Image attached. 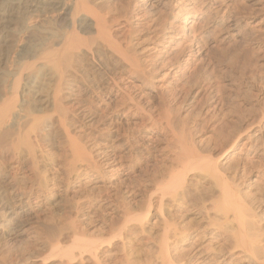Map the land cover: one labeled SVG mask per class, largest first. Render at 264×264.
Here are the masks:
<instances>
[{
  "label": "bare ground",
  "instance_id": "obj_1",
  "mask_svg": "<svg viewBox=\"0 0 264 264\" xmlns=\"http://www.w3.org/2000/svg\"><path fill=\"white\" fill-rule=\"evenodd\" d=\"M253 1L0 0V264L39 260L21 248L33 231L49 254L40 264H234L235 252L263 262L255 198L236 182L264 144L258 87L246 109L235 90L242 77L229 68V139L215 158L190 123L205 40L222 46L248 31L264 56V4ZM138 29L154 31L152 48L135 41ZM72 75L83 108L67 105ZM151 152L164 174L132 183ZM230 153L234 181L220 163ZM46 203L65 220L41 219Z\"/></svg>",
  "mask_w": 264,
  "mask_h": 264
},
{
  "label": "rangeland",
  "instance_id": "obj_2",
  "mask_svg": "<svg viewBox=\"0 0 264 264\" xmlns=\"http://www.w3.org/2000/svg\"><path fill=\"white\" fill-rule=\"evenodd\" d=\"M260 1H262L261 4L263 5L264 0H260ZM112 2L113 4H119L120 0H114V1L112 0ZM247 4L249 5L250 8H253L256 6V4H258V2L256 0V4L254 1L251 3H247ZM205 20H206L205 18L200 20L201 22L200 25H202L203 28L207 26V21ZM131 33L135 41L137 39H139L140 42L143 41L147 48H150V47L152 48L155 45V43H152V42L157 41V40L155 41L156 36L154 35V31L153 30L151 31V29L150 30L149 29L148 30L138 29L135 32L132 31ZM247 33L248 31L246 32L245 35H243V38L239 37L235 40L231 39L226 44L224 45L222 44V46L218 41V37L215 38L214 36H212V40H205L206 42H204L205 43L204 49L200 53L199 57L197 58L199 62H197L198 67H197V72H196L197 74L195 77L196 79L198 78L196 80V86H197V89H201V90L203 89V90L202 91L199 90V92L194 98V104L192 107L193 109H192V116L190 117V123H192L191 124L192 134L196 142L199 141L198 143L202 146H204L206 143L209 142L208 143L209 146L206 144V146H208L207 147L208 149L206 148L208 151L211 148H214V149H211V151L213 150V152L211 151H209V153H207L208 151L206 152V155H209L211 152L212 155H209V156H212V158L216 157V155L219 153L220 146L225 144L226 139H229L228 132H227L228 128L225 126V124H227L226 123L227 122L226 121L227 120L226 119L227 118L226 109L228 108H227V104L225 103L226 102V90L224 87L226 86L227 77L230 76L228 75L229 73L228 71L231 68L234 69V74H235L234 78L232 77L233 79H235V77H237L238 74L241 75L240 78L242 77L241 82L238 84L239 86H237L235 90L237 93L244 95V99L246 98L247 101L245 100L244 102V106H246L245 108L248 109V108H251L252 106H255L256 104L255 102L256 92L255 91L258 87V115L261 113L260 110L264 109V106H263L264 105V65H263L264 56H260L262 55L263 50L261 51L259 50V48L257 50V44L259 47H261V45L263 44L259 43V41L258 43L257 41L255 42V38L253 37V35L250 34L249 36V33L248 34ZM210 35L211 33H208L206 36H209L210 38ZM245 36H246V39H245ZM150 40H152V42H150L152 44H150V46L148 47L147 44ZM157 48H160V47H157ZM258 51H259V54H258ZM84 66L86 67V65ZM240 71H242V73H240ZM254 74L258 75V82L253 81L252 78H254ZM88 75L90 76V73H88ZM123 77L125 78L128 77L127 72L123 74ZM68 81H69L68 82L69 85L66 88V91L64 92L65 96L69 97L67 101V105L73 108H76V109L85 107V104L82 101L83 100L82 98L83 90L82 89L84 87L78 90L77 85L80 87V83H79V80H77L76 77L73 75L68 78ZM206 84L207 85L209 84L208 86H210L211 84V87H212L211 91H209L210 89L208 91L206 90L204 91V88L206 89V86H207ZM152 98L156 99V100H153L154 102L155 101L157 102V97L152 95ZM184 103L185 102H182L183 105L182 104H179V106L177 105V107L179 108V109L177 108V110L179 111L178 112L177 110L175 111L183 117L186 116L188 114V111L191 109L185 106L186 104ZM124 130H126L125 127H123V130L121 131V133H125L126 131L124 132ZM260 148L261 149L258 151V159L254 161V166H252L251 164L250 165L248 164L247 169L244 171L245 173L243 171H240L239 169L236 171L237 172L236 175L238 174L237 177L241 176L239 177L240 181L237 180L236 182L239 185H240L239 182L242 183L241 187L239 186L242 193L246 192L245 194L247 196L253 199L255 198L254 203L256 204H254V208H255L254 211H255L256 218L259 223L258 232H261L262 229L264 231V144L260 145ZM231 155L232 153L222 155L225 157L223 158L222 161H220V163L223 166L222 170L224 171V174L234 181L236 180L237 177L233 173L235 171V168H239V167H237V164H238V161H236L237 159L234 158L233 156L231 157ZM138 158L142 160L141 164L136 163ZM138 158H135V159L133 158V161L136 164L134 167L135 171L131 173V176L129 178L132 183L137 184L139 182H145V181H148L149 179H153L154 176L157 177L161 175L162 173L164 174L159 152H154V153L151 152L150 154H144L143 156H141L142 159L140 157ZM243 173L245 175H243ZM232 177H235V178L232 179ZM125 182H128V181H125ZM50 210L51 209L46 203L43 209L38 213L39 217L47 221H50L52 218H57L58 220H61V221L65 220L66 214L64 212L62 211L58 212L56 213L55 216L50 217L49 216ZM263 231L261 232L262 238L264 237ZM33 232H30L28 236L25 237L23 241H21V248L27 251L36 250V253L39 254V258H40L39 260L37 261L31 260L27 264H40L41 259L43 260V257L49 256V254L45 249L41 247L40 242L38 241L40 237L39 233H37L36 231L35 233ZM112 236H113L112 233L105 232L103 238L104 239L110 238ZM263 251L264 250H262V252ZM260 253L261 252H259V254ZM261 254L263 255L264 253H261ZM262 255L261 257H263L264 259V256ZM261 257L258 256V258H261ZM239 258H240L239 254L235 252L229 257V260L231 263H234V264L235 263L236 264H251L247 261H244L243 258L241 259ZM263 259H260L259 262L260 261L264 262ZM46 262H50L48 264H59L58 259L53 258V257H50ZM263 262L262 263L260 262V263L263 264Z\"/></svg>",
  "mask_w": 264,
  "mask_h": 264
}]
</instances>
